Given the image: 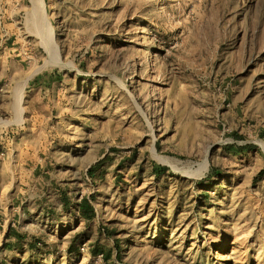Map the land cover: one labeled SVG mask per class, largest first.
<instances>
[{
	"label": "rangeland",
	"instance_id": "374dc122",
	"mask_svg": "<svg viewBox=\"0 0 264 264\" xmlns=\"http://www.w3.org/2000/svg\"><path fill=\"white\" fill-rule=\"evenodd\" d=\"M43 5L0 0V264H264V0Z\"/></svg>",
	"mask_w": 264,
	"mask_h": 264
},
{
	"label": "bare ground",
	"instance_id": "6f19581e",
	"mask_svg": "<svg viewBox=\"0 0 264 264\" xmlns=\"http://www.w3.org/2000/svg\"><path fill=\"white\" fill-rule=\"evenodd\" d=\"M30 1H31V5H32L30 15H31V22H32L33 29L36 30L37 33L40 34L41 36H43L45 34V30H46V33L48 32L47 30H49V32L51 34L52 28H51L50 23L48 22V20L45 17V9H44V5H43V0H30ZM44 36H46V34ZM50 39H51V37H50ZM50 39H49V43H50ZM52 41H53V39H52ZM46 43H47V41H45L43 45L45 46L49 57L52 58V56L55 55L54 54V48L56 46L54 44L53 45L54 47L53 46L51 47L50 44H48V43L46 44ZM20 101H21V97L19 96V103H20ZM152 152H153L154 158L157 161L172 165L171 161L168 158L158 155L154 149L152 150Z\"/></svg>",
	"mask_w": 264,
	"mask_h": 264
},
{
	"label": "trees",
	"instance_id": "16d2710c",
	"mask_svg": "<svg viewBox=\"0 0 264 264\" xmlns=\"http://www.w3.org/2000/svg\"><path fill=\"white\" fill-rule=\"evenodd\" d=\"M79 215L84 219H91L94 216V210L87 197H82L78 203ZM106 258V256H104Z\"/></svg>",
	"mask_w": 264,
	"mask_h": 264
},
{
	"label": "crops",
	"instance_id": "0c3cea01",
	"mask_svg": "<svg viewBox=\"0 0 264 264\" xmlns=\"http://www.w3.org/2000/svg\"><path fill=\"white\" fill-rule=\"evenodd\" d=\"M7 237H9L8 234H5V236H4L3 240H2V242H3L2 246H4V242H6L8 240Z\"/></svg>",
	"mask_w": 264,
	"mask_h": 264
}]
</instances>
